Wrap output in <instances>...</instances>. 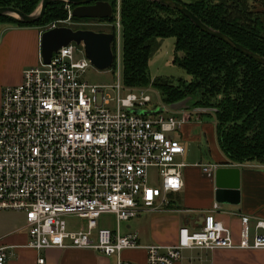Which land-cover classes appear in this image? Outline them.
I'll return each instance as SVG.
<instances>
[{"label":"built area","instance_id":"built-area-1","mask_svg":"<svg viewBox=\"0 0 264 264\" xmlns=\"http://www.w3.org/2000/svg\"><path fill=\"white\" fill-rule=\"evenodd\" d=\"M118 2L114 40L121 31ZM79 47L60 48L48 64L39 55L38 65L24 69L18 85L1 91L0 212L24 216L26 247L91 250L108 257L142 250L147 264H177L184 252L192 251L264 250V220L252 223L242 216L235 242L214 217L217 204L199 227L181 226L173 246H143L136 236L119 234L121 223L158 211L157 200L166 204L165 195L183 189L184 163L176 159L185 155L186 145L169 135L180 131L189 117L132 113L145 110L150 97L147 90L125 88L118 73L109 86L80 81L90 62ZM215 168L206 165L202 171L211 176ZM101 215L114 216L117 229L99 228ZM67 218L81 225L69 229ZM1 239L0 264H5L8 247Z\"/></svg>","mask_w":264,"mask_h":264},{"label":"trees","instance_id":"trees-1","mask_svg":"<svg viewBox=\"0 0 264 264\" xmlns=\"http://www.w3.org/2000/svg\"><path fill=\"white\" fill-rule=\"evenodd\" d=\"M173 1L205 26L264 57V12L253 13L245 7L246 2L256 0ZM40 2L0 0V8L31 15ZM116 6L113 2L114 14ZM114 14L111 19L100 21L113 24ZM64 17L63 2L56 1L31 25L10 16L0 17V22L38 28ZM119 22L125 88L139 89L149 84L148 63L158 51L159 41L173 38V64L180 67L190 81L178 86L167 81H152L153 87L161 92L163 102L171 105L186 97H195L196 108L212 109L204 114L214 116L218 147L226 158L234 163L264 162V66L203 33L178 11L155 2L119 0ZM111 33L114 34V29ZM114 43L115 40L113 50Z\"/></svg>","mask_w":264,"mask_h":264},{"label":"crops","instance_id":"crops-1","mask_svg":"<svg viewBox=\"0 0 264 264\" xmlns=\"http://www.w3.org/2000/svg\"><path fill=\"white\" fill-rule=\"evenodd\" d=\"M42 32L37 27H12L1 36L0 76H4V82L0 83V97L2 87L18 85L22 71L38 64ZM188 123L180 129L183 132L180 140L186 145V153L183 157H177L178 163H184L181 169L183 189L178 193L165 195L166 204L159 205L157 200L155 207L158 211L143 212L136 219L125 223L123 230L118 227L121 236H136L143 246H173L176 244L179 228L199 227L203 215L214 204L218 205L214 217L231 231L235 242L239 239L242 216L250 218L252 223L256 219L264 220V164L231 162L215 146L212 136L206 142L207 156L199 153L194 159L189 154L187 142L196 139L190 133L195 125ZM205 136L207 140V133H204V138ZM206 165H216L211 176L202 171V167ZM217 185L237 189V204L216 202ZM14 215H19L22 219ZM0 236L1 244L8 247L5 264H38L37 261L41 258L44 259V264H147L142 250H126L118 257H108L91 250L36 251L28 248L24 216L15 212H0ZM189 258L194 259L191 264H264V250L184 252L183 260L177 264H189Z\"/></svg>","mask_w":264,"mask_h":264},{"label":"rangeland","instance_id":"rangeland-1","mask_svg":"<svg viewBox=\"0 0 264 264\" xmlns=\"http://www.w3.org/2000/svg\"><path fill=\"white\" fill-rule=\"evenodd\" d=\"M245 7L248 9H252L253 13L254 12L263 13L264 12V0L246 2ZM118 8H119V4H118ZM70 9L71 7H68L67 4L63 2V10L65 12V17L60 20L52 21L38 28H40L42 31H45L47 28L51 27V25L56 24L57 27H67L73 30H93L95 32H109V33L113 31L112 23H109V22H101L98 20H84V19L73 20L72 18L69 20L68 11ZM246 12H248V10ZM35 13H37V11ZM12 27H17V26L11 23L7 24V23L0 22V38L7 29L12 28ZM18 28H26V27H18ZM159 42H160V47L158 51L152 56V58L150 59L148 63V74H149V78L151 81L149 82L147 86L143 88H139V89L147 90V94L149 95L150 100H151L150 104L147 105L145 110L152 111V110H158L164 107L166 109V112L163 113V115L166 117L172 116V117L180 118L183 114L188 115L189 117L188 122L190 123V125L191 126L195 125L194 128L190 132L191 136L196 138L194 139V141L187 142L189 154L194 159L197 158L199 153H203L204 154L203 156H207L208 153H207V146H206L207 143L206 142L209 141V136L210 137L212 136L214 138L215 146L218 147V143L215 138L216 123H215L214 116L211 113L204 114L201 112H195L194 110L196 109L195 104L192 105L195 97H191L192 99L188 102L187 104V106L189 107L188 110L178 111V112L172 111L168 109V105H166L163 102V96L161 92L153 87L152 81L154 80L167 81V82H170L174 86L180 85L181 82L188 83L190 81V77L180 67L173 64L174 39L167 38V39L160 40ZM74 46L76 50L81 49V47L79 46H76V45ZM114 46H115L114 48V52H115L114 67L113 68L111 67L110 69L105 70V71H99L95 69L89 63V66L87 67V69L83 73H80V81L86 82L91 85L109 86L115 83V77H116V74L118 73L120 82L122 83L121 31L119 32V34L116 33L115 35ZM37 65L38 64L34 66H37ZM3 82H4V76H0V83H3ZM5 87L7 86L2 87L1 91ZM127 89L135 90L132 88L131 89L127 88ZM108 94L112 97H115L112 91H108ZM125 95H126V91H122L120 94L121 97H124ZM182 133H183L182 131H178V132L176 131L174 133H171L169 137L176 139V140H180L182 138L181 137ZM204 133H207L208 135L207 140H206V136L204 138ZM176 161L179 162V159H176ZM251 163L264 164V162L262 163L251 162ZM153 172L154 171H152V173ZM153 176L154 175L152 174V177ZM10 215H13V214H10ZM14 216H17V218L20 220L22 219V217L19 215H14ZM65 220H66V223L69 229H77L81 225V222L74 218H67ZM124 225L125 223H121L119 226V229L123 230ZM98 226L99 228H107V229H113V230L117 229L116 220L114 216L112 215H101L100 218L98 219ZM192 252H195V251H192ZM185 253H188V252H185Z\"/></svg>","mask_w":264,"mask_h":264},{"label":"water","instance_id":"water-1","mask_svg":"<svg viewBox=\"0 0 264 264\" xmlns=\"http://www.w3.org/2000/svg\"><path fill=\"white\" fill-rule=\"evenodd\" d=\"M63 1L69 6H73L71 16L74 19L79 20H108L113 16V2L119 0H41L37 13L31 15H25L12 8H0V17L10 16L25 24L31 25L39 21L45 12L48 5L56 2ZM158 3L167 8L178 11L184 17L190 20V22L200 31L209 35L212 38L218 39L228 45L233 50L239 52L243 56L252 59L259 65L264 66V57H261L255 53L250 52L241 45L235 43L229 37L222 33L215 31L203 23H201L193 14H191L181 4L173 0H146ZM114 36L109 32H95L93 30H73L67 27H56L43 31L40 35L39 41V54L44 64H48L52 55L56 53L60 48L66 47L69 44L76 46H82L85 58L90 64L99 71H105L113 66L114 54L112 51V44ZM191 97H186L174 104L168 105V109L172 111H184L188 110V102ZM197 99L194 98L192 105L196 103ZM195 112H211L212 109H194ZM132 113L139 116H152L160 113H165L166 109L163 107L158 110H131ZM220 171H218L219 173ZM215 200L218 203L231 202L237 204L238 191L237 189L223 188L217 185L215 192Z\"/></svg>","mask_w":264,"mask_h":264},{"label":"bare ground","instance_id":"bare-ground-1","mask_svg":"<svg viewBox=\"0 0 264 264\" xmlns=\"http://www.w3.org/2000/svg\"><path fill=\"white\" fill-rule=\"evenodd\" d=\"M46 31V30H45ZM114 60H115V57H114ZM113 63H114V61H113Z\"/></svg>","mask_w":264,"mask_h":264},{"label":"flooded vegetation","instance_id":"flooded-vegetation-1","mask_svg":"<svg viewBox=\"0 0 264 264\" xmlns=\"http://www.w3.org/2000/svg\"><path fill=\"white\" fill-rule=\"evenodd\" d=\"M99 21V20H98Z\"/></svg>","mask_w":264,"mask_h":264}]
</instances>
